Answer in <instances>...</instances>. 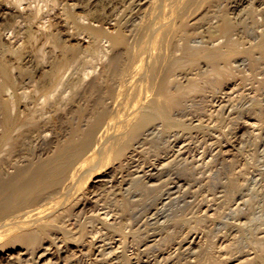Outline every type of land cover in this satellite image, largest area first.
Returning a JSON list of instances; mask_svg holds the SVG:
<instances>
[{"label": "rangeland", "instance_id": "obj_1", "mask_svg": "<svg viewBox=\"0 0 264 264\" xmlns=\"http://www.w3.org/2000/svg\"><path fill=\"white\" fill-rule=\"evenodd\" d=\"M67 1L23 0L21 4H16L13 0H1L2 4L12 6V10L18 15L15 16L14 11H0V33L8 46L20 47L21 56L9 57L10 65L6 72L0 68V88L3 89L0 105L12 95H16L17 101L15 109L9 104L3 109L0 107V183L4 178L13 175L19 167H26L25 177L30 175L39 159L52 154L56 144L66 139L76 124L86 123L81 121L78 113L69 111L70 107L75 109L85 102L83 96L81 100L76 98L79 104H68L67 110L58 111L57 114L55 107L52 109L51 106L46 107L47 112L38 110L39 102L44 99V96L41 98L43 89L39 87V73H42V66L52 61L51 55L54 54L51 47L54 46L53 41L49 40L47 43L41 36L55 29H61L62 34L68 27L71 31L77 29L75 23L63 14L62 9ZM70 1V4L75 5L77 13L90 16V23L96 28L101 26L106 29L116 23L126 30L135 28L131 41H139L138 43L144 41L146 26L152 21L153 0ZM171 5L173 12L177 9L175 14H169L173 18L177 19L178 15L182 14L187 20L198 19L200 22L189 43L196 47H216L220 54L215 58L206 59L192 53L182 58L184 62L194 58L197 66L194 69L184 67L174 73V78L180 84V96L178 106L170 112L169 117L180 124H168L169 122L158 119L148 125L140 137L141 140L139 138L131 143L123 168L117 169L108 178L109 184L105 182L97 185L94 190L96 195L92 196L99 201V210L95 212L91 209L93 206L89 205L85 211L76 213L81 214L77 218L72 216L73 220L83 218L82 221H86L91 234L81 241L74 240L73 235L76 234L77 228L72 224V220L68 222L72 230L69 239H63L62 235L57 233L51 238L41 237L35 242L29 239L5 246L0 244V264H202L209 255L208 250L225 254L220 249L230 242L236 244L235 255L232 261L224 264L239 263L249 256L247 254L257 250L258 254L264 256V249L253 242L264 236V0H195L187 9L178 7L175 3ZM29 8L39 12L35 19L27 18ZM223 19H227L226 24ZM228 22L232 24L229 30L225 28L231 25ZM28 29L34 32L33 35L27 32ZM36 36L40 37L39 42ZM44 43H47L45 50L40 47ZM101 43L104 46L108 44L106 39H102ZM172 43H175L172 37L161 41V52H184L181 46V49H176ZM170 44L174 46L171 48ZM231 47H236L237 52L228 59L226 52L228 53ZM86 54L90 57V54ZM44 56L47 62L41 64ZM22 57L23 60L20 59ZM17 63H21L23 70L17 67ZM70 67L68 74L76 78L83 75L86 69L91 71V64L87 62L80 61ZM100 68L98 64L96 70L87 75V80L96 76L95 74L98 75ZM159 68L162 71L165 69L162 64ZM191 78L194 80L189 81ZM67 87L63 88L62 96L67 94L68 97H80L75 85ZM62 102L67 104L65 100ZM5 113L13 117L8 124L5 122ZM59 115L63 116V119H60ZM126 117L125 115L123 119ZM39 121H43V124ZM117 165L118 162L110 158L105 168L109 167L108 170H111L118 168ZM15 179L18 182L20 180ZM124 192L134 203L127 208L118 201ZM246 194L252 195L251 203L243 206L240 217L232 218L229 215L230 208L236 207L240 197L248 199ZM106 212L109 214L106 215ZM95 215L99 219H95ZM10 217L6 216L0 221ZM239 222L242 227L231 226V223ZM184 230L188 235L181 244L186 234ZM90 240L95 243L91 250L88 247ZM190 242H193L191 247ZM210 244H213L212 249H209ZM167 258L170 259L166 261ZM262 262L255 264H263Z\"/></svg>", "mask_w": 264, "mask_h": 264}, {"label": "bare ground", "instance_id": "obj_2", "mask_svg": "<svg viewBox=\"0 0 264 264\" xmlns=\"http://www.w3.org/2000/svg\"><path fill=\"white\" fill-rule=\"evenodd\" d=\"M13 1L16 4H21L23 0H13ZM69 1L70 0H68L66 4H64V7L62 9L64 12L63 14L66 15L65 17H67V19H70L71 22L75 23V25L77 26V29L75 31H71L70 29H68L69 28L68 27L66 28L67 31L63 34L61 33L62 32L61 29H55L47 33L43 32L45 34H42L43 37L41 36L42 40L45 39L46 42L48 41L47 43H49V40L53 41L52 45L54 46H51V47H53L52 49H53L54 54L51 55L52 61H49L47 65L45 64V61L47 60L45 56L43 57L42 62H40L41 64H45L44 66H42V73L41 74L39 73L40 75L39 87L43 89L41 98L44 96V99L39 102L38 110L43 112L46 109V107L51 106L53 107L52 109H54L55 107V112H56L55 114H57L58 111L67 110L68 108L66 107V105L68 104L70 105L79 104V101H77L76 98H80L81 100L84 97L86 100L85 102H83V104H79L78 106L75 105L76 106L75 109L69 106L70 107L69 111L73 110L76 113H78L82 118L81 121L84 120L86 121V123L76 124L71 129L70 133H68V137L64 140H60L56 144L55 149L53 148L54 150L52 151V154H49L47 158L43 157L39 159L38 164L36 166L35 165L33 166L30 175L25 177L26 175L24 174L26 173V170H25L26 167L25 168L19 167L16 169L13 175L4 178L1 181L0 183V220L2 218H5L6 216H9V217L11 216L8 220L6 218L5 221H0V244H2L1 246H5L9 244H16L18 242H23V241L25 242L29 239L32 242H35L41 237L51 238L55 234L57 235V233L61 234L63 239L71 238L72 230L70 229L68 222L73 220L72 216L75 215L77 218V216L81 214L78 215L76 213L79 211H82V212L85 211L89 205L93 206L91 208L93 209V211L97 212L99 210L97 207L99 201L93 198V196L96 195L94 193L95 188L97 187V185H101L107 182V180H109L108 178L117 169L123 168L125 164L124 163L125 158H128V151L132 145L131 143L139 139L140 137H142L141 135L144 129L148 125H150L151 123H153L154 121L158 119H162L167 123L169 122L168 124H171V123L175 125L180 124L175 119H172L171 117H169L170 112L178 106L179 96H180V84L178 83V80L174 78V75H175L174 73L177 70L184 68V67H190L194 69L197 66V62L196 60H194V58L191 59L189 62H184L182 58L184 56H189L192 53H197L198 56L205 57L206 59L211 58V57L215 58L217 55H220L218 52L219 50L216 47L215 48L196 47L189 43V40L193 36V33L197 25L200 23L198 19L195 21L191 19L187 20L184 18V15L182 14L178 15L179 17L177 16L178 18L175 19V17L173 18V16L169 15V14L173 15L177 11V9H175L176 10L174 11L175 13L172 11L173 5H171V3H175L178 7L182 6L183 9H187L192 6L195 0H153L151 3L152 4L151 5L152 21L150 22V24H147L146 26L147 31L144 33L145 38H144V41H142L141 43H138L139 41H131L132 34L136 31L135 28L126 30L121 26V24H118V23L114 25L111 24V26L107 27L106 29L101 26L99 28H96L90 23V20H89L90 16L88 14L81 15L77 13L75 11V5H73V3L70 4L71 1L70 2ZM73 1H76V0H73ZM205 1L214 2L215 0H205ZM11 7H9L7 4L6 5L2 4L0 0V11L9 10V11L15 12V10H12ZM55 7L57 8V6ZM29 9H30V12L28 13V15L26 14V16H28L27 18L35 19V15H37L39 12L38 11L35 12V9H31V8ZM14 15L17 16L18 14L15 12ZM98 20H95V21H98ZM225 20L227 19H223L224 24H226L225 22H227ZM230 24L231 23H229V25ZM60 26L63 27V25H60ZM229 27L231 28L232 24L230 26L227 25V27L225 28L229 30ZM140 28L142 27L140 26ZM32 30L28 29L27 32H30V35H33L32 33L34 32H32ZM167 37L169 38L172 37L175 40V43H172V44H175L176 49L177 48L181 49L180 48L181 46L182 51L184 52H181L180 54L178 52H175V50L171 51L170 52L171 54H165L164 52H161L160 42L165 41ZM37 38H39L38 39V42H39L40 37L36 36V39ZM102 39H106V41L108 42L106 46H104V44L101 43ZM47 43L42 44L43 46H40L41 49L45 50L44 48L46 47ZM173 46L174 45H171V48ZM230 49L231 50H229L228 53L226 52V56L228 59L234 53L237 52L236 47H231ZM20 50L21 49L19 46L14 47V48L11 47L10 45L8 46L7 43L3 41V37L0 33V68H3V70H5L6 72V70H8V66L10 65L9 57L15 55L17 58H19L21 56ZM86 52L90 54V57L86 54ZM20 59L23 60V57ZM20 59L18 62H20ZM80 61L91 64V67L89 68L91 69V71H86L87 70L86 69L84 74L79 75L78 78L74 77L73 75H69L68 72L71 68L70 66L76 63L78 64L80 63ZM17 64H18L17 67L23 70L22 66H20L21 63H17ZM98 64L101 66V68L99 69L100 71L99 72L96 71L98 72V75L95 74L96 76L93 75L94 76L93 78H91L90 80H87V75H89L90 72H94ZM160 64H162V66L164 65L165 67L163 71L159 68ZM45 67H47L48 69H46ZM220 75H223V73H220ZM192 80L194 79L192 78L189 79V81H192ZM69 85H75L77 87V89L79 90L78 94L80 97H76L72 95L68 97L67 94H65V97L62 96L63 88ZM1 91H3L2 88H0V97H2ZM15 96L16 95H12L11 97L4 99L3 105L1 104L0 107H2L3 109L5 106L7 107V105L9 104L13 109H15V106L17 104ZM62 100L63 101L65 100L67 104L63 103ZM122 110L125 112H123ZM45 112L47 111L45 110ZM45 115L47 116V114ZM125 115L127 117L123 119ZM184 115H185V112H184ZM59 116H60L59 117L60 119L61 117L63 119V116L61 115ZM12 118H13L12 115H10L9 113H5V122L7 124L12 120ZM57 118H58V115H57ZM48 120H52V119H48ZM40 121L39 123L43 124L42 123L43 121L42 122ZM54 121L56 122V118ZM46 124L48 123L46 122ZM56 126L58 127V125ZM245 128H247V126ZM110 158H114V160L118 162V165H117L118 168H113L111 170H108L109 167L105 168L108 165V161ZM4 162L6 163V161ZM245 169L246 168L244 167V170ZM125 177L127 176L125 175ZM15 178H20L21 181L20 180L19 182L15 181L16 180ZM107 184L109 183L107 182ZM167 184L169 185V183ZM98 190L99 189H97V191ZM100 192L102 191L100 190ZM141 196H144V195H141ZM246 196H248L249 198L244 199L243 197H240V201H238L237 203L235 202L236 207L230 208L231 212L229 215L232 218H234L235 216L240 217L241 214L243 213V206H246L248 203H251L252 195L246 194ZM118 201H120V203L124 205L126 208L132 203L130 201V198L125 195V192L121 194V198ZM105 214L108 215L109 212H106ZM94 217L95 219H99L97 215H95ZM78 219L73 220V223H72L77 228L76 230L77 232L75 235H73L74 236L73 239L76 241H81L89 233L91 234L92 231H88L87 226H86V221H82L83 218L81 219L80 217ZM122 219L124 218L122 217ZM107 220H105L104 222L107 223ZM227 224L230 225L229 223ZM237 225L239 227L243 226L240 222L238 224L231 223V226H237ZM186 232L187 231H185V233ZM169 234H171V232ZM187 235L188 233H186L183 238L181 237L182 238L180 242L181 244L184 243L185 237ZM253 242L259 244L261 246V249L262 248L264 249V236L257 238ZM192 243L193 242H190V247ZM94 244L90 240L89 246H88L90 250L93 249ZM200 244L202 245L203 242ZM235 247H236V244L234 242H230L226 244L224 247H222V249H220L222 250V252L224 251L225 254H222V253L217 254L216 252H213L212 250H208L207 254L209 255L206 256L205 261L202 264H224L225 262L232 261L235 255V252H234ZM129 248H130V245H129ZM212 248H213V244H210L209 249H212ZM259 253H260V250H259ZM250 254L251 255L253 254V255L251 256ZM247 255L249 256H247L245 260L239 263H236V264H255V263H260L264 261V256L258 254V250L257 252H254V253L252 252ZM131 259H132V256H131ZM169 259L170 258H167L166 261H168ZM97 263H100V262L97 261ZM147 263L150 264V262H147ZM262 263L264 264V262ZM70 264H73V263H70Z\"/></svg>", "mask_w": 264, "mask_h": 264}]
</instances>
